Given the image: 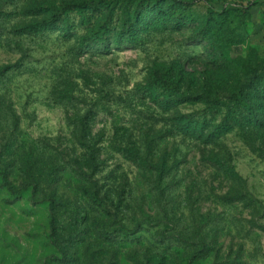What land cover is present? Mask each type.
I'll list each match as a JSON object with an SVG mask.
<instances>
[{
  "label": "rangeland",
  "instance_id": "rangeland-1",
  "mask_svg": "<svg viewBox=\"0 0 264 264\" xmlns=\"http://www.w3.org/2000/svg\"><path fill=\"white\" fill-rule=\"evenodd\" d=\"M86 1L0 0V154L15 138L16 161L24 149L46 155L58 149L83 171V151L70 123L74 111L83 115L93 108L98 113L94 133L104 139L101 184L117 181L134 195L136 221L148 224L154 215L165 224H146L149 232L124 245H110L92 233L67 252L75 257L73 264H141L156 245L157 232L166 235L183 264H264V125L244 122L208 144L181 133L182 116L218 124L225 111L217 102L189 97L167 111L161 100L141 94L156 72L177 61L190 74L185 89L192 93L194 82L201 93L210 89L211 79L224 82L226 62L235 60L241 82L264 85V0H97V5L104 1L102 18L91 14L96 3L85 6ZM124 11L140 17L132 27L134 40L119 35L117 27L127 20ZM60 13L64 22L52 23ZM104 21L116 30L91 33ZM102 41L104 46L97 45ZM214 87L220 100L229 102L227 92ZM8 108L19 121L13 136L7 130ZM257 113L263 120V112ZM114 122L129 128L134 141L152 144L155 170L110 148ZM214 156L241 181L209 162ZM166 165H175L164 183L170 186L169 219L158 210L150 184ZM10 178L16 187L24 182L18 165ZM38 179L43 184L45 177ZM53 184L63 201L84 198V185L71 169ZM60 250L49 204L30 191L10 197L0 178V264H60Z\"/></svg>",
  "mask_w": 264,
  "mask_h": 264
},
{
  "label": "trees",
  "instance_id": "trees-1",
  "mask_svg": "<svg viewBox=\"0 0 264 264\" xmlns=\"http://www.w3.org/2000/svg\"><path fill=\"white\" fill-rule=\"evenodd\" d=\"M96 2L97 0H88L84 5ZM97 4L91 8V14L102 18L105 16L102 5L104 1H101V5ZM165 14H167V11ZM124 16L127 17V20L122 26L117 27L119 35H128L130 39L134 40L131 35L132 27L134 26V21L140 17L128 11H124ZM64 20L63 13H60L54 17L52 23L62 24ZM221 20L222 18H219L216 25L222 30L224 23ZM110 24L104 21L94 27L91 33L98 36L109 34L111 31L116 30L112 29ZM76 30H78L77 27L74 31ZM116 43L117 45L119 44L117 41ZM105 44L102 41L97 45L104 46ZM213 59V62H217L216 56ZM238 63H240L239 60L226 62L225 66L229 70L222 77L224 82H222L221 78L216 82L215 79L208 80L212 86L202 93L197 91V84L194 82L192 87L196 88V92L192 93L185 89L186 83L191 78L190 74L179 61L173 62L170 66L156 72L154 74L155 77H152L146 87L142 88L141 94H143V98L151 97L156 101L161 100L162 107L167 111L177 106L179 101L189 97L217 102L216 104L225 111L220 123L209 124L206 121L193 118L192 115H184L182 116V126L180 128L181 133L187 137L203 139L208 144H215L222 135L229 133L235 126L244 122L248 124L258 123L260 126L264 125V119L259 121L257 116V112H263L262 115L264 116V85L255 84L249 79H247L249 82H241V74L237 72ZM214 83L227 92L225 99L229 100V102L220 100L219 89L214 87ZM256 98H258L257 103L255 101ZM71 104L65 103L66 106ZM124 104L126 107L131 108L134 103ZM70 107L72 110H76L73 104ZM1 108L0 106V112ZM8 110L11 112L10 108ZM74 112L75 114L70 124L74 128L76 142L83 151L85 162L82 166L84 168L83 171H81L82 168L78 167V162L64 157L58 149L50 151V155L45 153L38 154L32 149L28 151L24 149L20 151L16 161L13 156L16 154L15 143H18V140L15 138L14 141L8 140L9 143L2 145V153L0 154V178L10 197L19 198L25 192L30 191L34 198L41 199L49 204L54 243L61 248L60 251L63 254L60 264H73L75 257L69 256L67 252H73L74 248L84 242L87 236L89 237L92 233L110 245H124L134 240H140L141 236L137 234L150 230L147 227L148 224L153 226V228H159L165 224V221L156 219L157 216L154 215L148 217V224L142 220L136 221V212H134L132 207L134 195L128 193L121 183L117 184V181H108V183L101 184V180L98 178L102 165V146L100 144H102L104 139L94 133L92 127L98 113L93 108L84 112L83 115L80 110ZM11 118L12 122L8 125L7 130L13 136L18 131L19 121L14 111L11 112ZM147 141H134L129 128L114 122V135L110 142V148L129 161L155 170L150 160L153 147L152 144H147ZM181 148L177 149L178 154H181ZM209 162L230 176L231 180L241 181L238 173L219 156L211 157ZM15 165H18L24 180L19 187L14 186L10 178L12 167ZM69 169L77 172L84 185L82 189L84 198L71 202L63 201L53 184L54 181H58L61 173ZM173 169H175V165L171 168L159 169V175L150 182L151 192L155 194L159 204L158 210L165 214L166 219H169V203H166V199L170 186L164 183L170 178L169 175L172 174ZM40 176L45 177L43 183L45 186L38 179ZM50 179L53 180L50 181ZM156 236V245L153 249H148L147 253L142 256L141 264H183V260L179 257L180 254L173 252L175 247L170 245L169 241L163 239L166 235L157 232Z\"/></svg>",
  "mask_w": 264,
  "mask_h": 264
}]
</instances>
